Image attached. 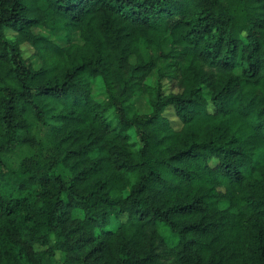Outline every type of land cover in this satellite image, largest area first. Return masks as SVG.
Listing matches in <instances>:
<instances>
[{
    "label": "trees",
    "instance_id": "trees-1",
    "mask_svg": "<svg viewBox=\"0 0 264 264\" xmlns=\"http://www.w3.org/2000/svg\"><path fill=\"white\" fill-rule=\"evenodd\" d=\"M0 264H264V0H0Z\"/></svg>",
    "mask_w": 264,
    "mask_h": 264
},
{
    "label": "rangeland",
    "instance_id": "rangeland-1",
    "mask_svg": "<svg viewBox=\"0 0 264 264\" xmlns=\"http://www.w3.org/2000/svg\"><path fill=\"white\" fill-rule=\"evenodd\" d=\"M33 52V49L29 45H24L23 46V53L24 57H29ZM155 75L153 74L151 76L150 80H154ZM135 105L139 112H146L148 110V105L146 103V98L144 95H138L135 99ZM167 117L171 120L172 124L176 127H180V122L178 121L177 117L174 115V112L172 109H168L165 113ZM77 215L80 216V213H76Z\"/></svg>",
    "mask_w": 264,
    "mask_h": 264
}]
</instances>
